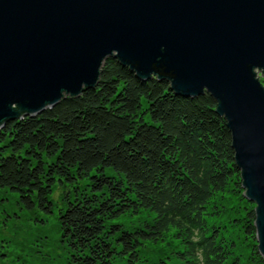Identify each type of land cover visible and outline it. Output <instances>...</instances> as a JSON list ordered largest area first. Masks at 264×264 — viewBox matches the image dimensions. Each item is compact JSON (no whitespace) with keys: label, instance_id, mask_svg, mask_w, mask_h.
Returning a JSON list of instances; mask_svg holds the SVG:
<instances>
[{"label":"trees","instance_id":"1","mask_svg":"<svg viewBox=\"0 0 264 264\" xmlns=\"http://www.w3.org/2000/svg\"><path fill=\"white\" fill-rule=\"evenodd\" d=\"M216 106L208 92L178 95L168 79L142 80L109 56L94 87L0 127V188L45 214L56 207L54 186L71 188L56 218L74 264H139L141 242L171 231L172 264H237L234 245L207 220L216 193L233 180L241 187L231 134ZM107 167L119 176L107 175ZM83 177L89 190L78 185ZM248 203L244 227L256 263L264 264L255 203ZM142 211L154 216L136 231L113 222Z\"/></svg>","mask_w":264,"mask_h":264},{"label":"water","instance_id":"2","mask_svg":"<svg viewBox=\"0 0 264 264\" xmlns=\"http://www.w3.org/2000/svg\"><path fill=\"white\" fill-rule=\"evenodd\" d=\"M109 56L214 98L264 259V0H0V127L94 87Z\"/></svg>","mask_w":264,"mask_h":264},{"label":"rangeland","instance_id":"3","mask_svg":"<svg viewBox=\"0 0 264 264\" xmlns=\"http://www.w3.org/2000/svg\"><path fill=\"white\" fill-rule=\"evenodd\" d=\"M105 173L119 176L112 167L105 168ZM78 182L81 189H90V180L86 177L80 178ZM69 188L59 183L54 186L51 198L56 207L52 213L46 214L37 209L21 207L16 194L0 188V264H74L70 262L67 249L61 242L56 218L58 207L63 206V194ZM243 191L242 187H236L233 180L225 191L216 193L206 206L208 213L213 211L207 220L209 224H215L228 244L234 245L231 259L237 264H257L253 254L255 242L244 227V217L250 204ZM153 216L154 213L150 211L126 213L113 222L118 223L123 230L136 231ZM171 232L161 240L141 242L139 264H172L176 258Z\"/></svg>","mask_w":264,"mask_h":264}]
</instances>
